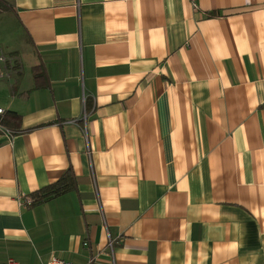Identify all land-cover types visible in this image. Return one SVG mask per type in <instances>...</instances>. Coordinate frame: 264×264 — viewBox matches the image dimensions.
<instances>
[{"label": "crops", "instance_id": "obj_1", "mask_svg": "<svg viewBox=\"0 0 264 264\" xmlns=\"http://www.w3.org/2000/svg\"><path fill=\"white\" fill-rule=\"evenodd\" d=\"M8 1L0 264H264V0Z\"/></svg>", "mask_w": 264, "mask_h": 264}, {"label": "trees", "instance_id": "obj_2", "mask_svg": "<svg viewBox=\"0 0 264 264\" xmlns=\"http://www.w3.org/2000/svg\"><path fill=\"white\" fill-rule=\"evenodd\" d=\"M0 6L8 8L10 7V3L8 0H0ZM10 119L17 121L18 123L20 119V115L15 111H9L7 113V116H5L4 114L0 115V122L7 127H8V123ZM75 184L76 183H75V178L73 176V173L68 171L57 182L51 183L45 186L44 188L40 189L39 191L35 192L32 195L34 198L33 205L51 200L62 194H65L75 189L76 187Z\"/></svg>", "mask_w": 264, "mask_h": 264}, {"label": "rangeland", "instance_id": "obj_3", "mask_svg": "<svg viewBox=\"0 0 264 264\" xmlns=\"http://www.w3.org/2000/svg\"><path fill=\"white\" fill-rule=\"evenodd\" d=\"M27 46L24 34L16 24V19L10 7L0 6V49L11 55L13 51Z\"/></svg>", "mask_w": 264, "mask_h": 264}, {"label": "built area", "instance_id": "obj_4", "mask_svg": "<svg viewBox=\"0 0 264 264\" xmlns=\"http://www.w3.org/2000/svg\"><path fill=\"white\" fill-rule=\"evenodd\" d=\"M192 5L196 8L197 7V0H190ZM17 56L16 55H7L4 53L2 49H0V77H10L12 72H15L17 68H19V62H17ZM5 110L0 107V115L4 114ZM87 115L88 113L85 112L81 119L84 121V125L82 127L86 137H88V129H87ZM0 126L6 129V126L0 122ZM27 204H33L34 203V198L29 197L26 200ZM96 262V257L95 256H90L88 261L85 263H77L73 261H68L60 257H52L47 264H95ZM10 263H13L12 260H10Z\"/></svg>", "mask_w": 264, "mask_h": 264}]
</instances>
